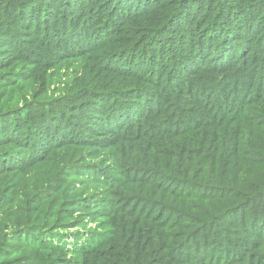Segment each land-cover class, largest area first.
I'll return each mask as SVG.
<instances>
[{
    "label": "trees",
    "instance_id": "trees-1",
    "mask_svg": "<svg viewBox=\"0 0 264 264\" xmlns=\"http://www.w3.org/2000/svg\"><path fill=\"white\" fill-rule=\"evenodd\" d=\"M0 264H264V0H0Z\"/></svg>",
    "mask_w": 264,
    "mask_h": 264
}]
</instances>
